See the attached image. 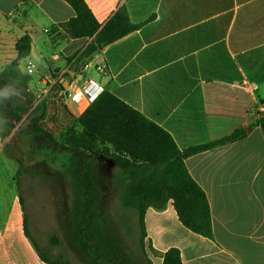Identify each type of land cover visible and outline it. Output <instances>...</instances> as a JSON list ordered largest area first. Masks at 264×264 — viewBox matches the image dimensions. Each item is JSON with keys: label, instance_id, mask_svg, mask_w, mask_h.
I'll return each mask as SVG.
<instances>
[{"label": "crops", "instance_id": "obj_1", "mask_svg": "<svg viewBox=\"0 0 264 264\" xmlns=\"http://www.w3.org/2000/svg\"><path fill=\"white\" fill-rule=\"evenodd\" d=\"M85 1L100 24L122 2L133 23L155 19L87 62L79 56L89 39L70 38L63 27L75 16L65 0H0V74L16 59L17 41L29 35L31 53L20 67L26 73L30 59L37 67L28 89L62 73L68 89L92 78L170 133L181 150L245 130L239 140L185 159L208 198L213 239L185 228L169 202L146 210L145 243L152 264H162L173 247L183 264H264V132L254 112L264 103V0ZM93 65L104 71L96 75ZM47 97L45 129L54 136L73 124L67 110L77 118L90 105L68 101L73 110L58 88ZM9 101L21 118L9 135L0 132V264H49L25 233L14 158L15 133L42 137L23 124L37 101L30 110L18 95Z\"/></svg>", "mask_w": 264, "mask_h": 264}, {"label": "trees", "instance_id": "obj_2", "mask_svg": "<svg viewBox=\"0 0 264 264\" xmlns=\"http://www.w3.org/2000/svg\"><path fill=\"white\" fill-rule=\"evenodd\" d=\"M74 10L75 16L63 25L70 38L89 39L80 58H90L105 46L139 30L155 19L151 16L141 23H133L128 7L122 2L111 17L100 24L85 0H65ZM32 40L23 36L16 43L17 57L0 74V132L3 137L10 134L20 120L16 109L9 101L8 92L15 94L19 88H28L32 76L20 67L22 60L30 56ZM59 92L65 91L63 84ZM47 98L41 100L25 119V127L36 136H43L56 149L71 150V163L68 173L73 187L74 234L80 244L84 264H134L124 249L103 235L99 230L98 219L103 191L93 170V162L87 158L90 153L108 158L118 169L115 181L117 193L126 212L137 214L140 230V248L147 256L145 243V214L149 207L166 209L169 202L179 221L188 230L200 236L213 239L212 214L206 193L188 171L186 157L209 150L246 135L245 130L213 143L179 149L173 137L155 122L104 89V91L77 118L67 110L72 118L60 138L45 129ZM30 110V108H27ZM12 119L16 122L13 124ZM264 132V115L255 121ZM53 132V131H52ZM76 153V154H75ZM20 167L16 181L20 189V177L33 169L26 166L21 158H15ZM22 198V203L23 202ZM125 218L128 214H124ZM25 233L37 249L40 257L49 264H71L62 256L50 259L32 237L25 219ZM150 247V246H149ZM151 247H150V249ZM162 264H183L178 248H170L163 255Z\"/></svg>", "mask_w": 264, "mask_h": 264}, {"label": "rangeland", "instance_id": "obj_3", "mask_svg": "<svg viewBox=\"0 0 264 264\" xmlns=\"http://www.w3.org/2000/svg\"><path fill=\"white\" fill-rule=\"evenodd\" d=\"M91 69L97 75L94 65ZM8 94L9 98H16L13 92L9 91ZM66 103L75 110L76 107L68 100ZM26 123H23L24 130ZM62 135L63 132L56 135V138ZM32 140L26 132L14 134V158H21L26 166L33 169L20 177V193L24 200L28 228L49 257L54 259L62 256L71 264H84L80 244L74 234V193L68 173L72 165V151L68 149L57 152L43 136L34 140L38 145L37 150H34ZM92 159L94 176L103 191L98 219L100 232L119 244L134 264H147V258L140 248L137 214L126 212L115 192L118 169L104 157L95 156ZM125 213L128 214L126 218Z\"/></svg>", "mask_w": 264, "mask_h": 264}, {"label": "built area", "instance_id": "obj_4", "mask_svg": "<svg viewBox=\"0 0 264 264\" xmlns=\"http://www.w3.org/2000/svg\"><path fill=\"white\" fill-rule=\"evenodd\" d=\"M36 67V63L33 60H28L26 74L31 76L34 75L36 72ZM97 70L104 71V67H97ZM64 74L65 73L58 75V77L51 82L44 81L42 82V86L40 88H35L37 94V104L63 84L62 77ZM103 91L104 87L96 80L91 78L82 87L72 86L71 88L67 89L65 91V97L68 101L73 103H79L81 100H83L86 104H91ZM254 112L258 118L262 117L264 115V103L259 104Z\"/></svg>", "mask_w": 264, "mask_h": 264}, {"label": "water", "instance_id": "obj_5", "mask_svg": "<svg viewBox=\"0 0 264 264\" xmlns=\"http://www.w3.org/2000/svg\"><path fill=\"white\" fill-rule=\"evenodd\" d=\"M96 54L97 53H94L93 56H95ZM92 57L88 58L87 62H90ZM74 76H75V74L72 73L71 77L74 78ZM68 87H69V80L66 79L63 83V89L66 90V89H68ZM15 94L24 99L25 106L28 108H31L37 99V94H36L35 88L34 89L19 88V89L15 90ZM14 121H15V119H13L12 123H15Z\"/></svg>", "mask_w": 264, "mask_h": 264}, {"label": "clouds", "instance_id": "obj_6", "mask_svg": "<svg viewBox=\"0 0 264 264\" xmlns=\"http://www.w3.org/2000/svg\"><path fill=\"white\" fill-rule=\"evenodd\" d=\"M5 95L6 93L4 92V90H0V97L5 96Z\"/></svg>", "mask_w": 264, "mask_h": 264}, {"label": "flooded vegetation", "instance_id": "obj_7", "mask_svg": "<svg viewBox=\"0 0 264 264\" xmlns=\"http://www.w3.org/2000/svg\"><path fill=\"white\" fill-rule=\"evenodd\" d=\"M66 90H67V89H66ZM66 90H65V91H66ZM65 91H63V93H65Z\"/></svg>", "mask_w": 264, "mask_h": 264}]
</instances>
